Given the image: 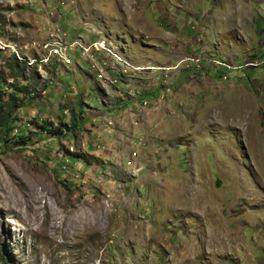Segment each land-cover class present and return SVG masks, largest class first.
I'll return each instance as SVG.
<instances>
[{
    "label": "rangeland",
    "instance_id": "1",
    "mask_svg": "<svg viewBox=\"0 0 264 264\" xmlns=\"http://www.w3.org/2000/svg\"><path fill=\"white\" fill-rule=\"evenodd\" d=\"M56 26L106 36L121 82L29 67ZM0 42V103L24 99L0 127V264H264V0H0ZM129 100L142 128L99 159L88 112Z\"/></svg>",
    "mask_w": 264,
    "mask_h": 264
},
{
    "label": "built area",
    "instance_id": "2",
    "mask_svg": "<svg viewBox=\"0 0 264 264\" xmlns=\"http://www.w3.org/2000/svg\"><path fill=\"white\" fill-rule=\"evenodd\" d=\"M68 38L69 36L64 30L56 27L55 33H49L47 38L44 39L45 41L42 44L43 52L40 51L39 58H31L27 62V65L33 69L36 63H38L39 68L44 69L54 64L55 60L64 66H71L75 61L72 53L78 49L81 52V56L85 60H89V73H92L96 80L104 82L108 87L116 85L117 82H121L126 74V70H121V67L126 65L127 61L116 52V47L106 36L88 45L85 44L84 39L79 33L76 36V40L72 42H69ZM1 43L0 48L5 49V45ZM92 52H95L97 55L107 56L111 63L107 65L106 60H103V64L101 65L99 62L91 60ZM142 70L141 67L136 68V71ZM131 94L135 98H141L139 91L132 92ZM143 104L147 106L148 101H144ZM137 155V152H133L132 159H130L129 163L138 157Z\"/></svg>",
    "mask_w": 264,
    "mask_h": 264
},
{
    "label": "crops",
    "instance_id": "3",
    "mask_svg": "<svg viewBox=\"0 0 264 264\" xmlns=\"http://www.w3.org/2000/svg\"><path fill=\"white\" fill-rule=\"evenodd\" d=\"M59 15L57 13H54V11H52L50 13V17L49 19H47L46 17H44V21L47 22V24H45L46 28H47V31L50 29L49 28V25L50 24H54V22H57L59 20ZM80 21H81V17H80ZM43 23V22H42ZM57 27V26H56ZM46 32V31H45ZM48 35V33L46 34ZM73 57H74V71L75 73L79 70V71H82L83 70V66H85L86 64L89 65V60H85L82 56H81V52L76 49L73 53H72ZM75 55H79L82 60L84 61V63H77L78 61L76 60V57ZM103 55H97L95 52L92 53L91 55V60H96V57H102ZM58 62H54V65L57 64ZM63 65V64H62ZM57 65H55L56 67ZM54 67V68H55ZM90 67V65H89ZM64 68L68 69L67 67L63 66L60 68L57 69V71H60V74L63 75L64 74ZM89 72V70H88ZM54 73V72H52ZM57 74V72L55 73ZM61 90V93L64 92L65 90H67L66 88L63 89L61 86H58ZM111 93V92H110ZM154 93H152L151 95H153ZM116 98H120V96H116ZM108 99V98H107ZM140 100V103H142L144 100H147V97L144 98V97H141L139 98ZM148 101V100H147ZM139 102H135L134 100H129V101H123V102H118L117 104V108H112V111L107 107L106 109H104L105 111H92L93 115L88 112V116L89 118H93L92 120V124H95L93 127V131H92V135L89 136L88 138L91 140L92 142V146L95 147V151L93 153L94 156L96 157H100L99 159H102L104 161H108L109 162L113 161L114 158L118 157L119 154L118 153H121V149L120 151L117 150V144L115 142V140H117V138L115 137V135H117V133H119V137H120V141H123L125 144H126V140H127V135L125 134L126 130L129 129V126H131L132 128H135L133 129V131H137L136 129L137 128H142V125L141 126H132V125H129L128 123H123L125 122L123 116L124 114L122 113V111L124 110L125 112L128 113L129 110H132V108L129 106V104H131L132 106H136ZM149 103V101H148ZM53 110H58L60 109V107H58V105H56V107L54 106L52 108ZM63 113H67V110L65 109L63 111ZM109 114V115H108ZM137 114V113H136ZM141 114V112L135 116V117H138L139 115ZM107 115L106 118H104V116ZM134 117V116H133ZM78 120V118H77ZM99 121L101 122L99 124ZM108 122H111L112 125H108L107 123ZM79 126V124H77ZM77 126V127H78ZM81 126H79L78 128H80ZM131 128V129H132ZM66 133V132H65ZM125 134V135H124ZM126 137V138H125ZM130 141L133 143L134 141L135 142H138V144H141L138 139H130ZM101 144H107L108 145V150L107 151H101ZM95 167L97 168V165H95ZM98 170H96L97 172Z\"/></svg>",
    "mask_w": 264,
    "mask_h": 264
},
{
    "label": "trees",
    "instance_id": "4",
    "mask_svg": "<svg viewBox=\"0 0 264 264\" xmlns=\"http://www.w3.org/2000/svg\"><path fill=\"white\" fill-rule=\"evenodd\" d=\"M13 68V67H12ZM26 86L18 87L20 93L26 92ZM24 103V99H20L17 95L11 94L8 97V100L5 102L0 103V127L4 128L5 131L10 133L13 130V123L16 121L15 112L16 110L20 109ZM61 119V120H60ZM79 120V119H78ZM77 120L74 118L73 125L77 128ZM67 127V124L64 120L60 117L57 121V126L54 128V124L48 123L40 126V129L44 130L45 133L59 137L60 135H64V130ZM72 127V126H70ZM50 128V129H49ZM16 146H25L26 140L23 137H19L18 140L14 141Z\"/></svg>",
    "mask_w": 264,
    "mask_h": 264
}]
</instances>
